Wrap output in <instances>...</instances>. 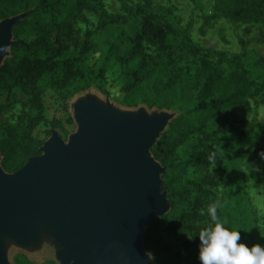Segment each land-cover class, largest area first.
I'll return each instance as SVG.
<instances>
[{
	"label": "trees",
	"instance_id": "16d2710c",
	"mask_svg": "<svg viewBox=\"0 0 264 264\" xmlns=\"http://www.w3.org/2000/svg\"><path fill=\"white\" fill-rule=\"evenodd\" d=\"M213 2L216 14L232 22L264 23V0ZM86 10L99 13L97 27L119 23V18L106 13L102 0H0V21L28 13L14 28L12 58L0 67V117L15 110L18 101L13 98L17 91L29 96L30 106V113L22 111L15 122L0 124V155L8 173L41 155L40 148L53 129L69 132L74 122L68 99L106 78L104 65L97 69L86 65L94 49L88 40L92 32H87L81 46L75 40V23ZM135 10L134 15L140 16V28L126 36L130 49L120 61L127 67L137 63V70L132 74L133 83L124 90L136 95L143 89H154L157 96H151V106L165 97L182 104L178 107L186 108L189 114H210L212 118L211 123L192 131L180 149H154L156 158L168 166L163 191H168L171 207L183 202L187 207L179 217L168 214L157 218L147 230L144 244L154 253L157 264H199L192 251L198 248L195 236L203 227L202 211L215 202L218 187L226 193V187L243 179L242 171L264 152L262 125L257 122L253 126L249 137L251 155L247 158L244 146L248 135L244 126L232 119L246 116L251 101L264 98V57L255 51L236 55L203 48L168 13L153 12L151 1L147 8ZM72 45L76 55L68 56ZM49 97L67 113L66 118L50 117ZM147 99L138 97L136 103ZM213 155L214 162L210 160ZM233 212L236 209L227 208L224 202L218 216L227 221L225 227L241 231L235 223H242V218ZM240 234L238 242L245 236ZM187 235L195 239L189 240ZM22 264L38 263L24 259Z\"/></svg>",
	"mask_w": 264,
	"mask_h": 264
},
{
	"label": "water",
	"instance_id": "95a60500",
	"mask_svg": "<svg viewBox=\"0 0 264 264\" xmlns=\"http://www.w3.org/2000/svg\"><path fill=\"white\" fill-rule=\"evenodd\" d=\"M27 15L0 21V67ZM71 114L68 140L53 131L20 170L6 172L0 155V264H10L11 248L33 252L45 242L58 264H155L144 239L170 204L152 149L173 115L92 94Z\"/></svg>",
	"mask_w": 264,
	"mask_h": 264
},
{
	"label": "rangeland",
	"instance_id": "374dc122",
	"mask_svg": "<svg viewBox=\"0 0 264 264\" xmlns=\"http://www.w3.org/2000/svg\"><path fill=\"white\" fill-rule=\"evenodd\" d=\"M102 1L106 13L119 18L118 24L110 23L104 28L97 27L100 22L99 13L86 10L82 17L75 23L74 28L76 31L75 40L79 46L86 40L87 32H92L88 40L92 42L94 49L87 56L86 65L94 69L104 65L107 70L106 78L85 90L78 91L69 98L68 111L72 117L71 104L80 96L92 94L102 100H110L115 106L121 109L138 110L143 108L149 112L157 111L172 114L173 118L152 149L154 158L165 168V173L162 175L164 184V176L168 171V166L156 158L154 149L157 148L160 151L167 150V152L180 149L187 143L192 131L202 125L211 123L212 118L210 114H189L186 108L182 109L178 107L182 104L165 97L161 98L158 104L151 106V96L154 94L157 96V93L153 91L154 89H143L140 91V94L136 95L124 90L125 86L133 83L132 74L137 70V63L130 64L127 67L126 64L124 65L120 61V57L130 49V44L126 36L135 34L140 28V16L134 15L136 12L135 9L137 7L147 8L148 1H151V9L153 12L160 14L168 13V17L171 20L180 22L181 27L189 30L188 33L191 35L195 44L217 53L238 55L244 51H255L264 57V23L242 24L223 18L216 14L213 0ZM77 48L79 49L78 46ZM76 52L75 46L72 45L68 56H75ZM215 57L217 58L218 56L216 55ZM10 58H12V49L4 60L3 65ZM138 97L148 99L146 102L138 101L136 103ZM13 99L18 101L15 110L0 117V124L2 122H15L17 116L22 111L30 113L28 95L17 91L14 93ZM0 101H3V97L1 96ZM126 102L131 103L130 106ZM48 105L50 106V117L57 116L61 119L66 118L67 113H64L62 108L55 104L54 99L49 97ZM232 119L239 121V124L244 126L246 130L248 138L246 139L244 152L245 157L248 158L251 155L252 148V140L249 137L253 133L254 124L259 122L264 130V98L252 100L246 116H239L238 118ZM75 130V124L69 132L53 129L65 141L68 140L69 136ZM242 173L244 180L241 177L237 182H231L225 189L226 193H223V187H218L215 191L214 201L220 205L218 211L223 209L225 202L227 208L236 209L237 212L235 213L242 218V223H235V226L239 225L242 228L240 232L245 235L243 241L238 243H245L249 247L254 244L264 245V159L259 157L254 164L247 165ZM163 192L166 193L170 204L168 191ZM186 207L187 204L184 202L178 204L174 209L170 205V210L166 215L172 214L173 218L179 217ZM206 212L207 210L202 211L203 217L201 220L203 227L207 226L209 222ZM235 213L233 212L232 214ZM55 252L54 246L50 242H45L40 249L33 252L11 248L8 255L10 264H22L24 259L32 263L41 264L46 261L56 262ZM197 256L198 248L192 251V257L197 259Z\"/></svg>",
	"mask_w": 264,
	"mask_h": 264
},
{
	"label": "clouds",
	"instance_id": "9594fccd",
	"mask_svg": "<svg viewBox=\"0 0 264 264\" xmlns=\"http://www.w3.org/2000/svg\"><path fill=\"white\" fill-rule=\"evenodd\" d=\"M264 159V152L259 153ZM214 162V155L210 157ZM218 203L208 206L206 215L209 218L207 226L202 227L195 238L198 237L199 264H264V245L254 244L251 247L241 240L239 230H230L225 227L227 221H221L218 216ZM189 240L195 238L187 235ZM149 259L155 260L151 250L146 251Z\"/></svg>",
	"mask_w": 264,
	"mask_h": 264
}]
</instances>
